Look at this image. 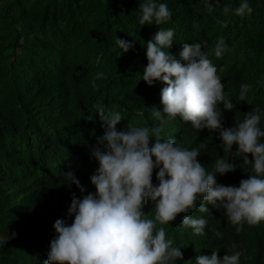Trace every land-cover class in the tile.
I'll use <instances>...</instances> for the list:
<instances>
[{"label":"trees","instance_id":"16d2710c","mask_svg":"<svg viewBox=\"0 0 264 264\" xmlns=\"http://www.w3.org/2000/svg\"><path fill=\"white\" fill-rule=\"evenodd\" d=\"M143 2L0 0V237L15 233L0 244V264H44L56 235L55 221L70 224L74 219L68 215L73 193L82 198L95 192L90 176L98 162L90 153L104 133L97 105L122 114L118 129L161 126L163 139L175 137L181 147L199 148L197 159L208 171L217 159L227 158L216 132L193 129L179 116L166 117L162 124L153 115V107L163 110L160 93L166 85L154 81L149 86L142 72L146 42L158 27L174 31L168 51L177 58L183 43H204L224 94L234 104L233 110L218 105L225 128L259 107L264 130V0H247L253 12L244 16L235 14L241 0H155L171 12V19L159 26L139 24ZM225 6L230 8L227 13ZM221 37L226 47L218 58L213 50ZM117 38L132 41L133 47L123 52ZM98 73L103 78L98 79ZM241 84L249 85L245 101L239 99ZM229 162L236 163V170L217 173V183L238 186L254 174L252 165L240 158L230 157ZM69 170L84 193L69 186L64 174ZM156 171L153 184H158ZM198 207L199 201L197 210L187 214L208 221L205 235L181 226L184 213L163 225L167 238L183 253L175 264H196L198 256L211 255L212 250H219L220 257L240 251L239 264H264V221L245 223L237 233L223 209L209 206L208 213H200ZM144 211L154 214L151 202Z\"/></svg>","mask_w":264,"mask_h":264},{"label":"clouds","instance_id":"9594fccd","mask_svg":"<svg viewBox=\"0 0 264 264\" xmlns=\"http://www.w3.org/2000/svg\"><path fill=\"white\" fill-rule=\"evenodd\" d=\"M209 11L212 5H207ZM227 13L229 6L224 7ZM139 24L157 26L171 19L165 3L145 0L139 5ZM253 8L241 0L235 14H251ZM174 31L159 28L146 42L147 64L142 80L149 86L162 81L160 102L163 110L153 107V115L163 124L165 118L178 116L190 122L193 129L216 132L224 145L223 156L208 171L197 157L199 148L189 149L177 144L175 137L163 139L161 126L129 125L118 129L123 117L119 111L97 105L102 136L91 148V156L98 167L90 176L95 192L82 198L73 193L68 215L74 216L70 224L63 219L54 223L56 235L50 241V250L44 264H175L183 259L181 247L167 238L163 225L175 221L184 213L181 226L191 228L194 235H205L208 221L187 213L197 210L208 213L211 208L223 209L227 220L243 231V225H256L264 221V130H261V109L256 107L245 113L242 121L225 128L222 124L223 109L233 110L234 104L226 98L218 70L203 51L204 43H183L179 58L168 50L173 43ZM123 52L133 47V42L117 38ZM221 37L214 54L221 57L225 51ZM98 73L97 78H103ZM93 87L97 85L93 81ZM239 99L246 100L249 85L241 84ZM89 120L92 119L90 116ZM236 146L233 151V146ZM201 146H205L202 145ZM251 154L252 159H249ZM240 158L251 164L253 173L241 179L239 185L217 183L216 174L224 175L236 170ZM158 184H153V171ZM69 186L75 185L81 193L86 191L74 171L64 172ZM151 202L154 214L144 211ZM160 225V227H158ZM221 236L219 231L215 232ZM11 236L0 237L5 244ZM235 249V245L232 246ZM219 250L211 255L197 257L196 264H239L242 253L235 251L220 257ZM191 264V261H187Z\"/></svg>","mask_w":264,"mask_h":264}]
</instances>
